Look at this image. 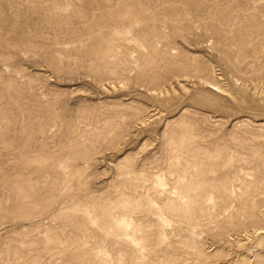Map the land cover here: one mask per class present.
I'll use <instances>...</instances> for the list:
<instances>
[{
    "label": "rangeland",
    "instance_id": "rangeland-1",
    "mask_svg": "<svg viewBox=\"0 0 264 264\" xmlns=\"http://www.w3.org/2000/svg\"><path fill=\"white\" fill-rule=\"evenodd\" d=\"M262 232L264 0H0V264H264Z\"/></svg>",
    "mask_w": 264,
    "mask_h": 264
},
{
    "label": "bare ground",
    "instance_id": "bare-ground-1",
    "mask_svg": "<svg viewBox=\"0 0 264 264\" xmlns=\"http://www.w3.org/2000/svg\"><path fill=\"white\" fill-rule=\"evenodd\" d=\"M210 88H211L213 91H214V90H215V91H219V89H215L214 87H211V86H210ZM260 232H261V231H260ZM262 233H264V232H262Z\"/></svg>",
    "mask_w": 264,
    "mask_h": 264
}]
</instances>
